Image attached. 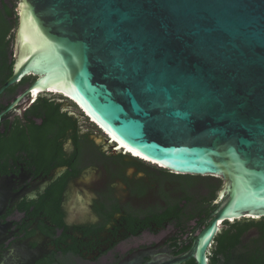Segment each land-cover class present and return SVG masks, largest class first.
Segmentation results:
<instances>
[{"label":"water","instance_id":"obj_1","mask_svg":"<svg viewBox=\"0 0 264 264\" xmlns=\"http://www.w3.org/2000/svg\"><path fill=\"white\" fill-rule=\"evenodd\" d=\"M16 12L0 94L35 80L14 114L56 93L161 168L223 181L211 222L174 262L208 264L221 221L264 216V0H17ZM155 256L117 264H162Z\"/></svg>","mask_w":264,"mask_h":264},{"label":"flooded vegetation","instance_id":"obj_2","mask_svg":"<svg viewBox=\"0 0 264 264\" xmlns=\"http://www.w3.org/2000/svg\"><path fill=\"white\" fill-rule=\"evenodd\" d=\"M6 59L14 64V53ZM30 85L14 84L0 94V264H117L149 248L162 264H198L195 257L174 261L212 220L209 180L192 184L187 174L167 170L175 175L153 181L147 174L153 168L112 162L117 154L105 151L65 107L73 102L51 97L73 117L66 124L29 108L24 116L14 114L11 105L22 95L18 107L29 100ZM131 215L138 235L128 228ZM219 224L206 249L208 264H264V216ZM146 232L152 240L123 247Z\"/></svg>","mask_w":264,"mask_h":264},{"label":"trees","instance_id":"obj_3","mask_svg":"<svg viewBox=\"0 0 264 264\" xmlns=\"http://www.w3.org/2000/svg\"><path fill=\"white\" fill-rule=\"evenodd\" d=\"M16 4L17 0L7 1V0H0V70L8 68L12 72L13 69V61L10 65H6L7 63V56L8 54L12 53L14 49L12 47L14 41V33L11 30L17 27V12H16ZM9 75H1L0 74V84L3 83ZM35 80L34 76H26L15 85H21L24 83H28L29 85ZM61 103L57 102L55 99L51 97H47L46 94L39 95L37 99L33 102V104L29 107L28 111L35 116L46 117V118H58L62 119L64 123H70L71 119L73 118L68 113H64L60 111ZM131 156V155H130ZM112 162L120 164V165H137L140 169L145 168H153V171L148 172L147 174L153 181H163L167 180L171 177V175L167 173L166 169L164 168H157L155 169L154 165H151L152 162H146L139 158L131 156L130 159H127L125 154L118 153L116 156L111 157ZM160 171L164 174L160 175L156 173ZM187 179L191 181L193 184L197 180L204 177L205 179L209 180L208 188L210 189L209 197H208V204L209 210L214 207V200L218 197L219 190L222 186L223 181L220 178L213 177V176H200V175H186ZM216 179V180H213ZM145 180V179H144ZM212 180L214 183L210 182ZM144 182V181H143ZM173 207H171L172 210ZM128 228L133 231L135 235H138L140 232L134 229L135 224L138 222V219L134 218L132 215L126 218Z\"/></svg>","mask_w":264,"mask_h":264},{"label":"rangeland","instance_id":"obj_4","mask_svg":"<svg viewBox=\"0 0 264 264\" xmlns=\"http://www.w3.org/2000/svg\"><path fill=\"white\" fill-rule=\"evenodd\" d=\"M7 1H11V3L13 2V0H7ZM16 30V27L13 28L11 30V32H15ZM14 43V41H13ZM12 47H14V45H12ZM12 55H13V50H12ZM49 97H55L56 99H58L59 101H62V102H69L71 103V101L69 99H67L66 97L62 96V95H58V94H55V93H48L47 94ZM65 107H69L70 110H71V113H73L75 116H78L79 120H80V123L81 125H83L84 128L88 129L89 132H92L93 133V136L96 137V138H100L101 141H100V146L105 150L107 151L108 153H110V149L111 148V145L108 144L107 142L104 141L105 139V135L103 133V130L102 128H99L95 123H93L90 118H88L85 114V112L83 113L81 110V108H79L75 103H71V105L69 104H66L65 103ZM118 153H122V154H125V156L130 159L131 156L129 153L127 152H123V150L119 149L118 152H111V154H118ZM144 160V159H143ZM146 161V160H145ZM148 161V160H147ZM149 162V161H148ZM151 165H154L153 162ZM155 169L157 168H161L159 167L158 165L154 166ZM136 170H131V174H134ZM98 173H96L97 175ZM153 238V235L146 232L144 233L142 236L138 237V238H134V239H129V240H126L124 243H123V247L127 248V247H130V246H135L137 243H146L147 241H150L152 240Z\"/></svg>","mask_w":264,"mask_h":264},{"label":"bare ground","instance_id":"obj_5","mask_svg":"<svg viewBox=\"0 0 264 264\" xmlns=\"http://www.w3.org/2000/svg\"><path fill=\"white\" fill-rule=\"evenodd\" d=\"M56 94V93H55ZM78 106V105H77ZM79 108H81L82 110H83V106L82 105H79L78 106ZM85 113H86V115H88L89 117H90V120L92 121V122H96V124H98L97 123V121L95 120V118L94 117H92L89 113H88V111H86L85 109L83 110ZM98 126H100L99 124H98ZM100 128H102V130H103V132H106V134L108 135V136H110L109 137V139L111 140V141H113V142H117L116 144L118 145V149H121V150H123V151H125V152H127V153H130V154H132V155H134V157H138V158H141V159H144V160H146V162H148V161H150V162H153L154 164L156 163L159 167H168L167 165H165V164H162V163H159V162H156V161H154V160H152L151 158H149V157H147V156H144V155H136V152H134V151H132L131 149H129L128 147H126L124 144H122L119 140H117L111 133H109L102 125L100 126ZM145 157H147V159H145ZM148 160V161H147Z\"/></svg>","mask_w":264,"mask_h":264},{"label":"snow or ice","instance_id":"obj_6","mask_svg":"<svg viewBox=\"0 0 264 264\" xmlns=\"http://www.w3.org/2000/svg\"><path fill=\"white\" fill-rule=\"evenodd\" d=\"M136 155H140V153H136ZM145 159H147V157H145Z\"/></svg>","mask_w":264,"mask_h":264},{"label":"built area","instance_id":"obj_7","mask_svg":"<svg viewBox=\"0 0 264 264\" xmlns=\"http://www.w3.org/2000/svg\"><path fill=\"white\" fill-rule=\"evenodd\" d=\"M124 152V151H123Z\"/></svg>","mask_w":264,"mask_h":264}]
</instances>
